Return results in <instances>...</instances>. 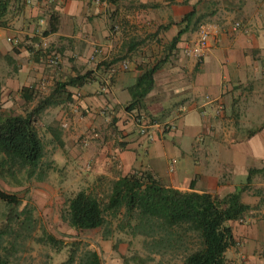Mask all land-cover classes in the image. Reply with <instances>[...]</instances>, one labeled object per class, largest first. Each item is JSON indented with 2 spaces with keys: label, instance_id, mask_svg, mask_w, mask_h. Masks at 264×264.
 <instances>
[{
  "label": "crops",
  "instance_id": "obj_1",
  "mask_svg": "<svg viewBox=\"0 0 264 264\" xmlns=\"http://www.w3.org/2000/svg\"><path fill=\"white\" fill-rule=\"evenodd\" d=\"M203 22L219 26L212 49L201 61L187 58L182 47ZM51 52L58 66L47 61ZM159 61L153 89L127 111ZM87 74L36 117L62 185L74 179L79 191L106 185L111 193L120 178L150 171L182 192L222 197L247 187L242 201L255 215L235 222L234 236L237 245L264 247V0H0V120L33 111L59 84ZM135 114L154 124V141L139 134ZM92 132L98 138L83 148ZM251 170L258 173L248 184Z\"/></svg>",
  "mask_w": 264,
  "mask_h": 264
},
{
  "label": "trees",
  "instance_id": "obj_2",
  "mask_svg": "<svg viewBox=\"0 0 264 264\" xmlns=\"http://www.w3.org/2000/svg\"><path fill=\"white\" fill-rule=\"evenodd\" d=\"M194 16L192 12L182 22ZM184 31L172 41L170 50L176 48ZM162 63L157 62L143 73L138 83L140 98L127 111L137 108L141 99L151 92L154 75ZM87 78L88 74L71 78L59 84L54 94L40 101L33 111L0 120V178L5 175L13 177L17 171L23 170L29 178L36 175L45 156V145L36 127V117L46 106L53 104L55 93L67 86L81 85ZM256 173V170L250 171L248 184ZM38 179L41 181L44 178L41 175ZM246 188L222 197L207 192H182L165 187L150 171H136L115 181L105 201L92 192L79 191L68 200L63 219L75 231H90L103 228L107 223V214L117 218L124 211L127 224L121 225V228L134 221L135 225L130 226L132 233L152 241L156 247L170 246L178 242L177 239L181 240L180 230L193 234L197 247L187 252L184 264H229L226 253L237 245L233 224L251 210V206L242 201ZM0 201L8 207L21 204L17 196L1 189ZM45 239L57 252L69 248L68 259L62 264L76 262L78 245L75 242L67 246L53 235H46ZM124 262L130 264L127 259ZM0 264L6 262L0 259ZM77 264H103V261L98 252L88 251Z\"/></svg>",
  "mask_w": 264,
  "mask_h": 264
},
{
  "label": "rangeland",
  "instance_id": "obj_3",
  "mask_svg": "<svg viewBox=\"0 0 264 264\" xmlns=\"http://www.w3.org/2000/svg\"><path fill=\"white\" fill-rule=\"evenodd\" d=\"M45 156L41 167L33 178L27 172L17 171L15 176L5 175L0 178V189L21 200L18 207H8L0 201V259L6 264H62L67 261L69 248L59 252L45 241L46 235H53L69 246L78 245L76 262L88 251L99 253L103 264H184L187 252L197 247L193 234L180 230L182 239L172 245L156 247L152 241L145 240L141 235H134V221L127 224L124 211L117 218L106 215L103 228L90 231H75L64 221L68 200L79 191L78 183L69 179L62 185L61 170H57L48 140L44 139ZM42 175L43 180L38 178ZM92 193L102 200L108 196V186L94 187ZM264 201V195H263ZM257 220L264 222V204L257 205ZM263 210V211H262ZM255 213L250 211L238 222L246 225ZM239 220V221H240ZM157 230V229H156ZM156 230L154 232H156ZM157 234V233H156ZM241 244L232 247L227 259L229 264H264V247L255 251L254 248L240 240ZM248 254V256H246ZM242 256L244 259H242Z\"/></svg>",
  "mask_w": 264,
  "mask_h": 264
},
{
  "label": "built area",
  "instance_id": "obj_4",
  "mask_svg": "<svg viewBox=\"0 0 264 264\" xmlns=\"http://www.w3.org/2000/svg\"><path fill=\"white\" fill-rule=\"evenodd\" d=\"M31 0H27V3L29 4ZM241 24L236 23L234 25V30L241 29ZM219 33V26L214 22H203L199 25L196 35L187 40L183 47L182 52L187 58L196 59L198 61H201L204 59L207 54L212 49L211 47V41L214 37H216ZM8 42H13L15 45L18 44V42L15 39H12L10 37L7 38ZM100 53V50L97 48L95 49L92 59L94 60L96 56ZM47 61L51 66H58L60 63V57L57 53L51 52L47 55ZM121 69L127 70L128 69V63L123 62L121 65ZM112 71H115V68L112 69ZM44 85V84H43ZM133 119L135 123L138 126V131L141 136H144L147 141L152 142L154 141V134L151 131V127L154 125L152 123H147L146 120L140 116L139 114H135L133 116ZM176 129L175 125H166L164 127V130L174 131ZM98 134L95 132H92L91 134H88L87 136L80 139V145L83 148H86L90 145L92 140H96L98 138ZM243 222V220H241Z\"/></svg>",
  "mask_w": 264,
  "mask_h": 264
}]
</instances>
